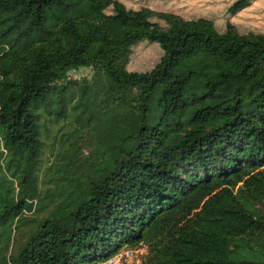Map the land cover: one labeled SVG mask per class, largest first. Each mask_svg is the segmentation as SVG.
I'll return each instance as SVG.
<instances>
[{
    "label": "trees",
    "instance_id": "obj_1",
    "mask_svg": "<svg viewBox=\"0 0 264 264\" xmlns=\"http://www.w3.org/2000/svg\"><path fill=\"white\" fill-rule=\"evenodd\" d=\"M145 40L160 61L128 70ZM145 245L140 264H264V32L120 0H0V264Z\"/></svg>",
    "mask_w": 264,
    "mask_h": 264
},
{
    "label": "rangeland",
    "instance_id": "obj_2",
    "mask_svg": "<svg viewBox=\"0 0 264 264\" xmlns=\"http://www.w3.org/2000/svg\"><path fill=\"white\" fill-rule=\"evenodd\" d=\"M128 8L139 9L147 7L153 11H171L185 18L205 16L215 20L219 29L226 27L227 20H231L242 33L250 31L264 32V0H255L251 6L238 14L231 16L227 8L233 0H120ZM127 69L130 71H147L152 69L163 55V48L157 41L145 40L132 48ZM87 68L70 72L74 78L89 74ZM88 115L93 108L85 107ZM139 251V252H138ZM146 253V245L140 247H123L118 254L102 264H137L142 254Z\"/></svg>",
    "mask_w": 264,
    "mask_h": 264
},
{
    "label": "built area",
    "instance_id": "obj_3",
    "mask_svg": "<svg viewBox=\"0 0 264 264\" xmlns=\"http://www.w3.org/2000/svg\"><path fill=\"white\" fill-rule=\"evenodd\" d=\"M139 252V251H138ZM109 260V259H108ZM141 263V259H140V261L137 263V264H140ZM110 264H111V262H110Z\"/></svg>",
    "mask_w": 264,
    "mask_h": 264
}]
</instances>
